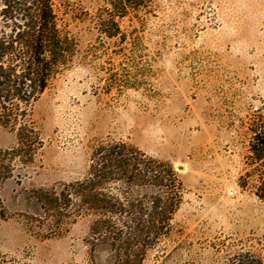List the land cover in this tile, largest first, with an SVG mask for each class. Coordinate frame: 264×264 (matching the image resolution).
I'll list each match as a JSON object with an SVG mask.
<instances>
[{"label":"rangeland","instance_id":"rangeland-1","mask_svg":"<svg viewBox=\"0 0 264 264\" xmlns=\"http://www.w3.org/2000/svg\"><path fill=\"white\" fill-rule=\"evenodd\" d=\"M70 6L66 28L79 54L33 106L35 158L28 166L14 160L0 188V255L91 264L89 222L44 234V215L28 197L83 178L94 145L112 139L170 162L184 183L175 236L149 264H223L240 249L264 256V202L249 180L251 123L264 116V0H154L146 25L121 23L142 37L156 94L110 91L109 77L126 66L123 47L100 44L97 3ZM16 147V134L0 126V151Z\"/></svg>","mask_w":264,"mask_h":264},{"label":"trees","instance_id":"trees-1","mask_svg":"<svg viewBox=\"0 0 264 264\" xmlns=\"http://www.w3.org/2000/svg\"><path fill=\"white\" fill-rule=\"evenodd\" d=\"M93 1L99 5L93 20L100 44L123 47L120 57L126 66L120 76L109 77L110 91L153 89V67L146 64L142 37L136 29L122 30L121 23L146 25L154 16V0ZM70 12V0H0V126L17 138L16 148L0 151V188L13 177L14 160L28 166L36 156L33 106L76 63L79 43L66 28ZM251 132L249 180L264 202V116L252 121ZM184 194V183L170 162L148 156L131 143L104 139L94 145L83 178L61 184L59 190L33 192L28 206L39 205L44 234L64 235L88 221L91 264H149L151 254L175 236ZM0 264L30 263L0 255ZM223 264H264V256L240 249Z\"/></svg>","mask_w":264,"mask_h":264}]
</instances>
